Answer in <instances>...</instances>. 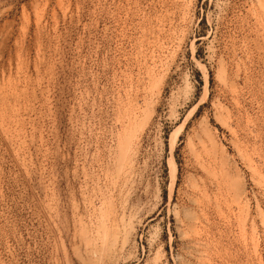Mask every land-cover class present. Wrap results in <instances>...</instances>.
Here are the masks:
<instances>
[{
    "label": "rangeland",
    "instance_id": "rangeland-1",
    "mask_svg": "<svg viewBox=\"0 0 264 264\" xmlns=\"http://www.w3.org/2000/svg\"><path fill=\"white\" fill-rule=\"evenodd\" d=\"M94 262L264 264V0H0V264Z\"/></svg>",
    "mask_w": 264,
    "mask_h": 264
},
{
    "label": "trees",
    "instance_id": "trees-1",
    "mask_svg": "<svg viewBox=\"0 0 264 264\" xmlns=\"http://www.w3.org/2000/svg\"><path fill=\"white\" fill-rule=\"evenodd\" d=\"M205 21H204V18L201 20L200 24H204ZM201 37H207V34L206 33H203L199 36V40H197V45H200L202 43V41L200 40Z\"/></svg>",
    "mask_w": 264,
    "mask_h": 264
},
{
    "label": "bare ground",
    "instance_id": "bare-ground-1",
    "mask_svg": "<svg viewBox=\"0 0 264 264\" xmlns=\"http://www.w3.org/2000/svg\"><path fill=\"white\" fill-rule=\"evenodd\" d=\"M175 139H176V135L174 134V135H173V140L175 141ZM172 160H173V159H172ZM172 171H173V173L175 174V172H176L175 164H173ZM92 264H96V262H94V263H92ZM97 264H98V263H97Z\"/></svg>",
    "mask_w": 264,
    "mask_h": 264
}]
</instances>
